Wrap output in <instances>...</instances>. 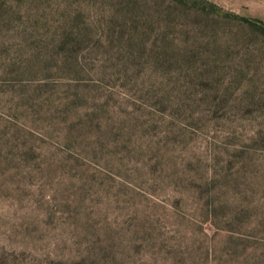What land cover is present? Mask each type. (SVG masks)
Listing matches in <instances>:
<instances>
[{"label":"rangeland","instance_id":"obj_1","mask_svg":"<svg viewBox=\"0 0 264 264\" xmlns=\"http://www.w3.org/2000/svg\"><path fill=\"white\" fill-rule=\"evenodd\" d=\"M0 264H264V0H0Z\"/></svg>","mask_w":264,"mask_h":264}]
</instances>
